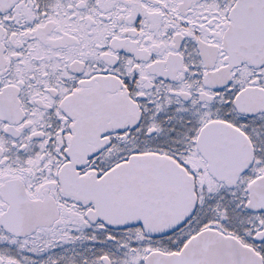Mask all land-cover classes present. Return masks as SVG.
<instances>
[{
	"label": "snow or ice",
	"instance_id": "obj_1",
	"mask_svg": "<svg viewBox=\"0 0 264 264\" xmlns=\"http://www.w3.org/2000/svg\"><path fill=\"white\" fill-rule=\"evenodd\" d=\"M0 264H264V0H0Z\"/></svg>",
	"mask_w": 264,
	"mask_h": 264
}]
</instances>
